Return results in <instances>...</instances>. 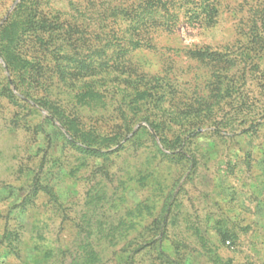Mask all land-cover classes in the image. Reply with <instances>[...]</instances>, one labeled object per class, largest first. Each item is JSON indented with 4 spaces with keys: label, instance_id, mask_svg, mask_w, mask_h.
<instances>
[{
    "label": "rangeland",
    "instance_id": "obj_1",
    "mask_svg": "<svg viewBox=\"0 0 264 264\" xmlns=\"http://www.w3.org/2000/svg\"><path fill=\"white\" fill-rule=\"evenodd\" d=\"M257 6L121 49L91 0H0V264H264Z\"/></svg>",
    "mask_w": 264,
    "mask_h": 264
},
{
    "label": "trees",
    "instance_id": "obj_2",
    "mask_svg": "<svg viewBox=\"0 0 264 264\" xmlns=\"http://www.w3.org/2000/svg\"><path fill=\"white\" fill-rule=\"evenodd\" d=\"M226 0H91L93 13H101L96 19L104 33L108 35L106 48L118 46L121 49L144 45L147 36L159 31H173L181 21V15H190V24L193 26L211 27L218 22L221 7ZM264 4V0H263ZM20 4L18 10L21 9ZM99 10V11H98ZM247 10H250L249 8ZM260 6L254 10V19L250 17L251 24L245 30L248 44L244 49L248 51L246 56L251 57L250 52L261 51L264 48V38L261 36L262 20L256 18L260 13ZM260 21V22H259ZM198 24V25H197ZM17 25L16 27H14ZM12 27L15 39L21 36L23 24L17 23ZM101 47V46H98ZM258 47V48H257ZM219 51L199 49L197 54L204 58L221 55ZM61 114H64L61 112ZM64 116V115H62ZM66 125L69 129H76L78 118L67 114ZM160 126L153 123V127L159 134ZM79 132V131H78ZM77 134V133H76ZM87 136L86 133H81ZM87 138V137H84ZM90 140V138H87ZM86 139V140H87ZM89 146L93 143L88 141Z\"/></svg>",
    "mask_w": 264,
    "mask_h": 264
}]
</instances>
